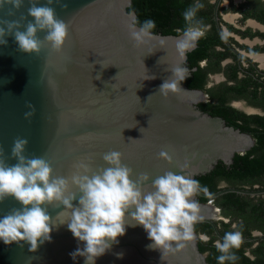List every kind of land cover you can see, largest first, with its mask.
I'll return each instance as SVG.
<instances>
[{
  "label": "water",
  "instance_id": "1",
  "mask_svg": "<svg viewBox=\"0 0 264 264\" xmlns=\"http://www.w3.org/2000/svg\"><path fill=\"white\" fill-rule=\"evenodd\" d=\"M32 2L52 7L68 31L59 51L45 43L38 53L23 52L9 33L4 36L7 43L0 44V158L8 164L16 163L11 156L14 140L25 138L24 155L48 160L55 176H70L81 163L93 171L107 166L103 154L115 150L133 176L146 173L154 178L175 171L194 179L210 172L218 160L230 163L234 152L252 145L247 134L218 128L219 118L196 109L199 91L181 82L184 90L167 96L160 93L159 85L171 78L170 69L179 60L175 50L179 34L153 32L146 44H135L130 25L136 22V13L127 10L132 0H52L51 4L23 0L13 15H8L11 4L0 8V19L20 20V30H25L34 22L27 14ZM46 34V29H38L36 37L43 41ZM146 74L155 78L143 80ZM28 111L33 114L26 118ZM262 191L234 187L198 191L192 199L204 219L197 223L211 224L222 238L212 219L213 206L198 198L212 201L226 192ZM20 206L6 197L0 201V217ZM46 208L54 217L63 205L55 202ZM50 235L51 240L35 251L23 241L8 245L0 241V264H83V257L74 261L69 255L78 241L66 225ZM118 240L96 264H209L198 249L195 229L183 248L167 253L146 247L150 240L142 226L127 227Z\"/></svg>",
  "mask_w": 264,
  "mask_h": 264
},
{
  "label": "clouds",
  "instance_id": "2",
  "mask_svg": "<svg viewBox=\"0 0 264 264\" xmlns=\"http://www.w3.org/2000/svg\"><path fill=\"white\" fill-rule=\"evenodd\" d=\"M5 4H11L8 15H13L23 0H0V8ZM203 7L201 0H194L182 13L186 26L178 30L175 39L179 60L170 69L171 78L158 88L164 96L184 90L181 82L189 77L188 69L183 66L186 54L205 36L202 19L197 18V12ZM27 14L34 22H29L23 31L20 20L0 19V24L6 25L0 26V44L7 43L4 36L9 33L18 48L26 53H38L45 43L52 50H61L67 37V23L57 17L54 9L32 2ZM155 27L156 22L151 18L134 22L130 25V37L137 45L146 44L153 37ZM38 29L47 30L43 41L36 37ZM154 78L146 74L143 80ZM32 114L33 111H28L24 115L27 118ZM26 144L25 138L14 140L11 156L16 163L8 164L0 158V201L11 196L21 205L0 217V241L6 245L23 241L30 251H35L38 245L51 240L54 229L66 225L78 241L77 248L69 253L71 258L75 261L79 256L83 257V264H96L97 258L119 243L118 237L125 234L127 227L142 226L150 240L146 247L167 253L183 248L184 241L192 240L195 223L204 219L199 214L198 203L192 199L202 190L201 186L188 175L166 171L154 178L146 173L133 176L132 169L122 163L121 153L113 150L103 154L107 166L93 171L89 164L81 163L70 176H55L48 160L24 155ZM161 156L171 159L166 152H161ZM73 200L77 203L73 204ZM213 201L206 199L205 202L213 206L212 219H216L219 209ZM55 202L63 205V210L52 217L46 205ZM232 227L242 229L243 222ZM242 240L241 230L225 232L215 242L220 253L216 257L218 264L226 261L235 264L239 257L234 250L240 248ZM79 242H83L82 246ZM122 255L116 253L117 257Z\"/></svg>",
  "mask_w": 264,
  "mask_h": 264
},
{
  "label": "flooded vegetation",
  "instance_id": "3",
  "mask_svg": "<svg viewBox=\"0 0 264 264\" xmlns=\"http://www.w3.org/2000/svg\"><path fill=\"white\" fill-rule=\"evenodd\" d=\"M201 2L204 7L197 12V18L203 22L205 36L201 39L207 43L206 55L197 59L194 66H190L189 52L187 53L184 66L189 71V77L183 83L200 92L196 95L194 106L213 118H219L222 126L218 128H232L251 138L252 145L245 151L234 152L230 163L217 161L230 165L236 154L242 155L254 146L255 138L251 129L264 128V0ZM175 3V10L162 13L165 19L169 18L168 25H171L172 20L183 23L182 13L194 0H176ZM174 29L180 30L179 25ZM197 69L203 77L201 86H189L190 81H194V84L198 81L194 77ZM212 123L211 120L208 121V124ZM263 178L260 175L258 178L245 177L234 181L219 177L217 186L219 189L234 187L247 191L264 190ZM241 195L261 206L259 216H255L256 212L250 211L249 206H245L242 212L231 213L227 209L225 213L213 201L212 204L218 207L221 214L213 222L222 236L228 231H242L240 249L234 250L239 257L235 264H264V191ZM241 221L243 228L233 229L232 225H239ZM197 224L201 223L195 225ZM207 224L212 231L206 234L197 229L198 243L212 240L215 245L221 238L215 233L213 226ZM204 254L206 260V252Z\"/></svg>",
  "mask_w": 264,
  "mask_h": 264
},
{
  "label": "trees",
  "instance_id": "4",
  "mask_svg": "<svg viewBox=\"0 0 264 264\" xmlns=\"http://www.w3.org/2000/svg\"><path fill=\"white\" fill-rule=\"evenodd\" d=\"M175 2L176 0H132V3L127 10H132L136 13V22H142L148 18L153 19L156 22V27L152 30L153 32L178 35L179 32L174 28L179 25L180 30H182L186 26L185 21L180 24L176 20H172L170 22L171 25H168L167 22L169 18L165 19L162 14L164 11L168 13L171 10H175ZM206 47L207 43L200 39L197 43V47L188 53L190 66H194L197 59L206 55ZM198 69L194 72V77L198 80L197 83L194 84V81L189 82L187 80L189 86H201L203 77L200 75V70ZM251 131L255 138V144L250 150L242 155L236 154L230 165H226L222 161H219L210 172L194 178L199 181L202 189L201 191L206 193L217 191L219 189L217 186V179L219 177L236 181L241 178L244 179L245 177L248 179L258 178L260 175L264 176V128L260 130L251 129ZM198 200L202 202L206 201V199L202 197H199ZM214 202L216 205H219L225 213L228 211L227 209H229L231 213L235 211L242 212L245 206H249L250 211L256 212V214H254L255 216H259L261 211L260 205L251 203L247 196L235 192L222 194L214 198ZM194 227L195 230H201L206 234H209L212 231L211 226L207 223L197 224ZM198 249L203 253L206 252V261L209 264H218L216 257L220 255V253L215 248L212 240L199 241ZM225 264H230V262L228 263L226 261Z\"/></svg>",
  "mask_w": 264,
  "mask_h": 264
},
{
  "label": "rangeland",
  "instance_id": "5",
  "mask_svg": "<svg viewBox=\"0 0 264 264\" xmlns=\"http://www.w3.org/2000/svg\"><path fill=\"white\" fill-rule=\"evenodd\" d=\"M220 216H221V214H220V213H218V214H217V218H218V217H220Z\"/></svg>",
  "mask_w": 264,
  "mask_h": 264
}]
</instances>
